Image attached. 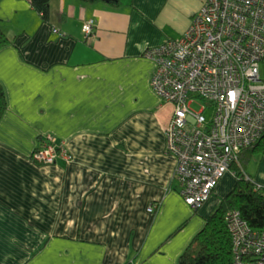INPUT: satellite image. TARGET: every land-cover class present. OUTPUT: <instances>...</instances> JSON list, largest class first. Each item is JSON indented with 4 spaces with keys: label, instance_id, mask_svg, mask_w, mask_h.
Returning a JSON list of instances; mask_svg holds the SVG:
<instances>
[{
    "label": "crops",
    "instance_id": "obj_1",
    "mask_svg": "<svg viewBox=\"0 0 264 264\" xmlns=\"http://www.w3.org/2000/svg\"><path fill=\"white\" fill-rule=\"evenodd\" d=\"M204 2L49 0L44 17L31 0H0L13 38L0 50L9 104L0 120V264H179L237 178L231 168L202 207L187 203L145 50L182 35ZM49 133L70 160L35 158ZM260 160L248 170L264 184Z\"/></svg>",
    "mask_w": 264,
    "mask_h": 264
},
{
    "label": "built area",
    "instance_id": "obj_2",
    "mask_svg": "<svg viewBox=\"0 0 264 264\" xmlns=\"http://www.w3.org/2000/svg\"><path fill=\"white\" fill-rule=\"evenodd\" d=\"M95 23H85L87 34ZM145 55L156 65V113L178 159L175 178L187 203L199 208L264 131V0H205L180 37ZM34 156L53 163L71 154L49 133ZM228 219L236 264H264V227L251 226L238 210Z\"/></svg>",
    "mask_w": 264,
    "mask_h": 264
},
{
    "label": "trees",
    "instance_id": "obj_3",
    "mask_svg": "<svg viewBox=\"0 0 264 264\" xmlns=\"http://www.w3.org/2000/svg\"><path fill=\"white\" fill-rule=\"evenodd\" d=\"M109 1L114 4L121 3V0ZM31 2L44 17L48 16L49 0H31ZM12 42L13 38L0 21V50ZM8 106V96L0 81V120ZM259 155L264 156V131L255 142L244 147L239 157L231 164L237 178L234 189L221 200L202 230L181 253L179 264H236L233 234L228 219L235 210L240 211L251 226L264 227V184L255 181L248 170V165Z\"/></svg>",
    "mask_w": 264,
    "mask_h": 264
},
{
    "label": "rangeland",
    "instance_id": "obj_4",
    "mask_svg": "<svg viewBox=\"0 0 264 264\" xmlns=\"http://www.w3.org/2000/svg\"><path fill=\"white\" fill-rule=\"evenodd\" d=\"M56 29H57V28H56ZM178 37H180V35H178L177 37L175 36V38H178ZM195 107L199 108L198 105H195ZM53 134H54V133H53ZM54 135L58 138V136H57L56 134H54ZM37 150H38V149H36V151H37ZM36 151H35V153H36ZM240 152H241V151H240ZM58 159H59V158H58ZM58 159H57V160H58ZM70 159H71V157H70ZM70 159H68V160H70ZM258 159H259V160L262 159V156H260V155L257 156V158H255L254 160H252L251 163L248 165V169L251 171L252 174L254 173L253 170H256V169L259 167V165H260V164H259L260 162H258ZM57 160H56V161H57ZM56 161H55V162H56ZM260 161H261V160H260ZM53 163H54V162H53ZM258 183H259V184H262L261 182H258ZM216 188H217V187H216ZM211 196H212V195H211ZM211 196H210V197H211ZM210 197H209V198H210ZM205 202H206V201H205ZM219 204H220V203H219ZM219 204H218V206H219ZM203 205H204V204H203ZM203 205H202V206H203ZM202 206H201V207H202ZM218 206H217V208H218ZM199 208H200V207H199ZM233 240H234V237H233ZM233 248H234V247H233Z\"/></svg>",
    "mask_w": 264,
    "mask_h": 264
}]
</instances>
